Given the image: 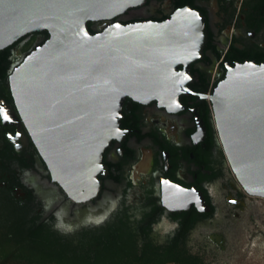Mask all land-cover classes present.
Listing matches in <instances>:
<instances>
[{"label": "flooded vegetation", "instance_id": "obj_1", "mask_svg": "<svg viewBox=\"0 0 264 264\" xmlns=\"http://www.w3.org/2000/svg\"><path fill=\"white\" fill-rule=\"evenodd\" d=\"M187 6L205 18L202 56L189 64L177 103L125 99L97 175L99 195L85 202L52 181L11 90L12 72L49 39L48 32L28 34L7 48V70L0 62V201L27 208L66 234L127 217L134 229L151 227L159 244L178 234L204 264H264V199L250 196L233 174L209 99L229 69L264 64V0H147L88 25L95 34L114 24L162 23ZM8 213L0 208V216Z\"/></svg>", "mask_w": 264, "mask_h": 264}, {"label": "water", "instance_id": "obj_2", "mask_svg": "<svg viewBox=\"0 0 264 264\" xmlns=\"http://www.w3.org/2000/svg\"><path fill=\"white\" fill-rule=\"evenodd\" d=\"M146 2L0 0V52L28 34H49L12 72L10 84L52 181L76 202L99 195L97 175L125 99L177 103L189 64L203 54L205 18L190 6L162 23L88 29L89 22ZM209 99L233 174L250 196L264 199V64L229 69Z\"/></svg>", "mask_w": 264, "mask_h": 264}, {"label": "trees", "instance_id": "obj_3", "mask_svg": "<svg viewBox=\"0 0 264 264\" xmlns=\"http://www.w3.org/2000/svg\"><path fill=\"white\" fill-rule=\"evenodd\" d=\"M9 56L7 48L0 52L5 70ZM0 208L9 212L0 216V264H204L192 247L178 242V234L159 244L150 237L151 227L134 229L127 217L66 234L16 203L0 201Z\"/></svg>", "mask_w": 264, "mask_h": 264}, {"label": "rangeland", "instance_id": "obj_4", "mask_svg": "<svg viewBox=\"0 0 264 264\" xmlns=\"http://www.w3.org/2000/svg\"><path fill=\"white\" fill-rule=\"evenodd\" d=\"M251 264H260L258 260L251 262Z\"/></svg>", "mask_w": 264, "mask_h": 264}, {"label": "snow or ice", "instance_id": "obj_5", "mask_svg": "<svg viewBox=\"0 0 264 264\" xmlns=\"http://www.w3.org/2000/svg\"><path fill=\"white\" fill-rule=\"evenodd\" d=\"M3 118H4L5 120H7L9 117H8L7 115H5Z\"/></svg>", "mask_w": 264, "mask_h": 264}]
</instances>
